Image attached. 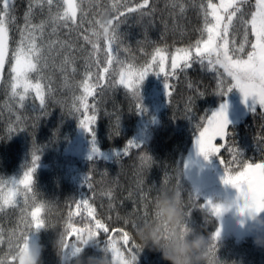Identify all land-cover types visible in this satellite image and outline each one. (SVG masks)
<instances>
[{
  "label": "trees",
  "instance_id": "1",
  "mask_svg": "<svg viewBox=\"0 0 264 264\" xmlns=\"http://www.w3.org/2000/svg\"><path fill=\"white\" fill-rule=\"evenodd\" d=\"M199 2L200 0H196L197 5ZM106 3L107 0L101 7ZM153 4L155 11L151 17L152 24L146 31L134 25L132 20L136 14H131L132 19L120 26L119 32L122 37L119 47L130 49L127 52L120 50L118 52L120 59L139 66L150 58L155 47H166L172 52L198 38L197 29L202 25L198 6L193 7L189 4L185 13L181 15L168 6V0H153ZM14 7L17 19L11 26V48H15L19 39L18 26H23L28 0H14ZM89 15L91 16V13ZM47 18V7L43 10L40 8L34 10V22L38 23ZM81 31L83 30L79 29L69 33L67 29L61 28L53 36L50 35L49 27L44 34L42 40L44 44H47L49 39L59 38L77 46L72 52L75 57V72L70 68L66 72L58 70L64 53L69 49L65 48L59 56H55L54 53V62L52 58L49 59L45 76L51 79H46L45 83H50L53 92L46 98V108L40 106L34 92L23 102V107L12 101L7 86L10 79L11 54L9 55V62L2 73L3 82H0V179H19L31 166L35 150L38 160L32 174L33 188L38 201L52 205L47 218L56 225L57 230L65 222L68 211L75 212L76 203L88 199L98 216L110 227L125 228L138 243L135 230L116 219L117 212L120 216H125L135 211L134 201H138V195L130 199L129 191L137 192V182L143 178L144 184L141 187L146 194H150V199H153L157 195L153 186L160 188L167 185L176 188L175 179L178 176L184 203H188V197H193L197 204H204L201 189L195 188L182 174V160L198 133L197 125L201 123V119H207L215 108L231 98L235 89L226 96L215 95V73L207 71L200 64H193L183 72L177 70L175 78L169 76L167 82L172 86L171 97L166 95L165 89L158 92L151 86L146 76L138 86L140 110L135 108V101L120 85L97 89L95 97L88 98L90 105H97V120L91 125V134L86 133L87 136L94 137L99 150L103 152L123 150L129 141L140 144L141 147L130 149V154L127 157L121 156L119 161L117 156L111 159L92 157L91 160L71 157L66 150L84 131L79 122L85 114H91V108L87 113L83 108L79 112L72 110L74 96L82 94L79 82L84 79V57L91 50L78 35ZM81 45L83 50H80ZM105 55L103 52L100 54L101 64H105ZM65 75L68 78L67 86L64 81ZM161 80L165 83L164 76ZM189 83L193 88L188 87ZM197 90L204 95L197 96ZM189 96L193 97L192 109L190 113H186L185 107ZM75 103L79 106L78 101ZM18 116L21 118L19 123ZM117 126L119 127L116 132ZM226 131L229 133L227 142L231 143L245 159L250 162L264 160V152L259 149L257 140L258 136L264 135V119L259 108L255 113L247 114L241 122L229 125ZM142 153L151 158L150 166L141 167L139 157ZM220 156L225 160L231 159L225 149H221ZM86 177L93 185L91 189L85 183ZM166 178L167 184L164 183ZM109 188L115 192V210L111 212L108 208V199L101 195ZM19 199L21 202L17 208H9L0 213V228L3 229L5 237L10 230L17 227L20 208L24 207L23 198ZM152 207L153 204L150 205V211ZM109 215L112 217L111 220H107ZM74 223L81 226L83 220L77 216L74 217ZM188 227L201 230L202 234L210 237L220 227L219 218L211 217L199 207L192 208ZM36 232L38 243L43 246L42 264H59L57 252L53 247L55 233L45 229ZM32 233L30 232L29 236ZM108 235L119 238L120 234L101 232L95 247L84 248L82 255L99 256L103 241L107 240ZM120 245L123 247L122 241ZM7 251L5 242L0 245V255ZM215 255L220 264H264V249L257 248L252 238L236 242L232 238L220 235L216 241ZM138 264L165 262L159 252L144 248L138 255Z\"/></svg>",
  "mask_w": 264,
  "mask_h": 264
},
{
  "label": "snow or ice",
  "instance_id": "2",
  "mask_svg": "<svg viewBox=\"0 0 264 264\" xmlns=\"http://www.w3.org/2000/svg\"><path fill=\"white\" fill-rule=\"evenodd\" d=\"M104 2L105 0H28V7L23 16V26H18L19 39L15 48H11V26L17 19L14 0H0V73L9 62L11 54L10 79L7 81V86L13 102H17L23 107V102L34 92L35 99L39 100L40 106L46 108V98L53 92L50 83H45L46 79H51L45 76L49 59L52 58L54 62L55 56H59L67 48L69 51L64 53L58 70L66 72L70 68L72 72H75V57L72 52L76 50L77 46L59 38L49 39L47 44H44L42 43L44 34L49 27L50 35L53 36L61 28L67 29L69 33L82 29L83 31L78 32V35L85 44L90 46L91 50L84 57V79L79 82L82 94L74 96L72 110L79 112L83 108L87 113L91 108V114H85L79 122V126L90 134L92 132L91 125L97 120V105H90L88 98L95 97L97 89L114 88L120 85L135 101V108L140 110L138 86L147 75L150 73L157 76L163 74L166 95L171 97L173 91L172 86L167 82L169 76L175 78L177 70L183 72L185 69L191 68L193 64H200L202 68L215 73V95L226 96L227 93L236 89L243 101H251L249 110L255 113L259 108L261 117L264 119V0H200L198 5L196 0H168V6L181 15L185 13L189 4L193 7L198 6L199 15L202 17V25L197 29L199 36L194 42L185 47H178L172 52H169L166 47H155L150 58L139 66L119 58L120 50L130 51L128 48L121 49L119 47L122 37L119 28L121 23L124 24L132 19L131 14L143 12L144 15L152 17L155 11L153 0H107L106 5L101 7ZM85 5H87L86 8ZM45 7L48 10V18L42 19L38 23L34 22V10L36 8L43 10ZM100 9L110 10L116 31L113 33L112 40L90 45L89 32L93 18ZM80 50H83V45L80 46ZM102 52L106 54L105 64H101L100 61ZM166 66H170V72L166 70ZM64 81L67 86L66 75ZM0 82L3 81L0 80ZM188 87L191 89L193 85L189 83ZM196 95L203 96L204 93L197 90ZM76 101L79 106L76 105ZM192 101L193 97L189 96L188 104L185 107L186 113L191 112ZM227 107V104H222L210 117L201 119V123L197 125L198 136H196L193 146L197 155L202 157L205 162L209 161L210 157H216L219 161L222 168L221 183L235 190L237 206L243 199L255 203L258 208L264 207V160L250 162L231 143L227 142L229 135L226 131ZM20 120L21 118L18 116L17 122L19 123ZM12 130L10 129V131ZM257 140L259 149L264 152V135L258 136ZM217 141L223 143H217ZM140 147V144L129 141L122 152L117 155V161L121 156L127 157L130 154V149H139ZM221 149H225L231 159L222 158L220 156ZM93 156H99L94 145V137L93 147L88 158L91 160ZM139 159L142 168L148 167L152 163L146 153H142ZM37 160L38 156L34 150L31 166L23 172L19 179H0V213L9 208H17L21 202L20 197L23 198L24 204V207L20 208L17 227L10 230L7 237H5L3 229L0 228V245L7 242L8 247V251L0 255V264H12L10 253L14 236L21 234L29 236L30 232L25 233V228L39 229L46 223L43 219V211L44 204L47 202L38 201L33 188L32 174L35 171ZM85 183L88 184L89 189L93 187L87 177ZM164 183H168L167 178ZM175 183L182 202L185 229L189 228L190 209L192 208L199 207L211 217L219 218L221 216L222 209L214 205L210 199L201 205L196 203L195 198L188 197V203L185 204L178 176ZM143 184L144 180L141 178L137 182V192L129 191L128 193L130 199L138 195V201H134L136 203L135 211L125 216H120L117 212L116 216L117 220H120L124 225H130L134 230L136 219L148 222L153 218V207L151 211L149 209L156 197L150 199V194H146L141 187ZM153 188L158 195L159 188L155 186ZM101 195L108 199L110 212L115 210L114 190L109 188ZM47 204L52 207L50 203ZM77 216L83 220L81 226L74 223V217ZM111 218L109 215L107 220H111ZM65 221L68 222V227L71 229L68 237L70 241L73 240L72 238L75 239L81 231L88 229L95 236L96 243L101 232L105 234L119 233V238L108 235L107 240L103 243L117 238L119 244L122 241L124 248L132 250L137 248V243L130 233L125 228L110 227L105 220L98 216L96 209L88 199L78 201L76 211L69 210ZM219 236V229L210 235V255L213 259ZM74 251L82 250L76 248Z\"/></svg>",
  "mask_w": 264,
  "mask_h": 264
},
{
  "label": "clouds",
  "instance_id": "3",
  "mask_svg": "<svg viewBox=\"0 0 264 264\" xmlns=\"http://www.w3.org/2000/svg\"><path fill=\"white\" fill-rule=\"evenodd\" d=\"M134 25L146 31L152 24L151 16L137 12ZM123 23H121L122 25ZM116 26L110 10L100 9L93 18L89 32L90 45L101 44L112 40ZM214 205L222 209L221 216L233 212L237 217L238 226L245 228L252 237L253 244L264 249V207L258 208L255 203L225 198L212 200ZM51 207L44 204L43 219L45 225L39 229L52 230L55 233L53 247L57 252L59 264H138L141 250L159 252L165 264H220L219 260L210 255V237L202 234L201 230L184 227L182 202L175 187L161 186L153 202V218L148 222L135 220V233L138 239L136 250L122 247L117 238L105 243L99 256L84 257L82 251L86 247H95L96 238L88 229H84L74 240H69L68 222L57 230L56 225L48 220ZM242 209V211H241ZM35 228H25L24 232H34ZM43 246L32 242L26 235L13 237V247L10 255L12 264H42L41 253ZM216 253V252H215Z\"/></svg>",
  "mask_w": 264,
  "mask_h": 264
},
{
  "label": "rangeland",
  "instance_id": "4",
  "mask_svg": "<svg viewBox=\"0 0 264 264\" xmlns=\"http://www.w3.org/2000/svg\"><path fill=\"white\" fill-rule=\"evenodd\" d=\"M166 70L170 71V66H166ZM2 73H0V80L2 78ZM147 77L151 86L156 88L158 92L165 89L164 82H162L161 80L163 74L157 76L150 73L149 75H147ZM159 85L160 89H158ZM222 104L228 105L226 110V118L228 121L227 127L231 124H237L241 122L243 118L251 112L249 110L251 101H243L240 93L236 89L233 96L228 100L222 102L220 105ZM220 105L215 108L208 117H210L215 111H217ZM86 133L87 132L84 130L82 134L69 145L66 150V153L69 156L76 158L89 157V155L91 154V149L93 147V138L87 136ZM196 136H198V133L194 136L192 145L182 160V174L195 188L201 189L204 202L209 199L223 200L225 198H235V190L226 187L221 183L222 168L216 157H210L209 161L205 162L202 157L197 155L196 150L193 146ZM217 143L221 142L217 141ZM94 145L99 152V156L93 157L111 159L122 152V150L103 152L99 150L95 141ZM261 215L262 217H264V213H262ZM219 223L220 235L224 236V238H232L236 242L245 240L247 238H252L247 233L245 228H241L238 226L237 217L234 216L233 212H229L223 216H220ZM28 239L32 242H38L37 232L34 231Z\"/></svg>",
  "mask_w": 264,
  "mask_h": 264
}]
</instances>
